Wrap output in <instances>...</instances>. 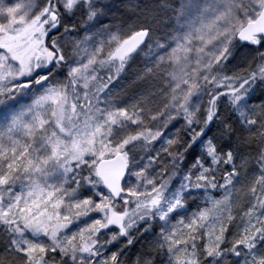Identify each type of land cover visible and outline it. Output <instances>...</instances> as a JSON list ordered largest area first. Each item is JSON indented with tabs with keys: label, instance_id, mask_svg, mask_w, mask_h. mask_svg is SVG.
<instances>
[{
	"label": "snow or ice",
	"instance_id": "snow-or-ice-1",
	"mask_svg": "<svg viewBox=\"0 0 264 264\" xmlns=\"http://www.w3.org/2000/svg\"><path fill=\"white\" fill-rule=\"evenodd\" d=\"M0 264H264V0H0Z\"/></svg>",
	"mask_w": 264,
	"mask_h": 264
},
{
	"label": "trees",
	"instance_id": "trees-1",
	"mask_svg": "<svg viewBox=\"0 0 264 264\" xmlns=\"http://www.w3.org/2000/svg\"><path fill=\"white\" fill-rule=\"evenodd\" d=\"M133 251H135V249H133Z\"/></svg>",
	"mask_w": 264,
	"mask_h": 264
}]
</instances>
